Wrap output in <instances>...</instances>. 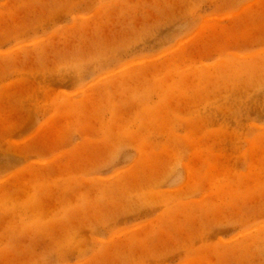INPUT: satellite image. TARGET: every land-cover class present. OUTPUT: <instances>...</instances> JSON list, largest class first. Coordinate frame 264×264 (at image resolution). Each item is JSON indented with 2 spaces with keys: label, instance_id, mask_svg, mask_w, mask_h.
<instances>
[{
  "label": "rangeland",
  "instance_id": "obj_1",
  "mask_svg": "<svg viewBox=\"0 0 264 264\" xmlns=\"http://www.w3.org/2000/svg\"><path fill=\"white\" fill-rule=\"evenodd\" d=\"M0 264H264V0H0Z\"/></svg>",
  "mask_w": 264,
  "mask_h": 264
}]
</instances>
